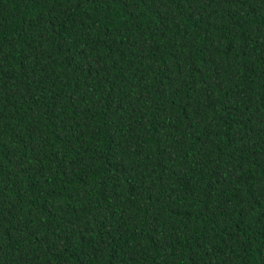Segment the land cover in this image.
<instances>
[{"label": "trees", "instance_id": "16d2710c", "mask_svg": "<svg viewBox=\"0 0 264 264\" xmlns=\"http://www.w3.org/2000/svg\"><path fill=\"white\" fill-rule=\"evenodd\" d=\"M0 264H264V0H0Z\"/></svg>", "mask_w": 264, "mask_h": 264}]
</instances>
